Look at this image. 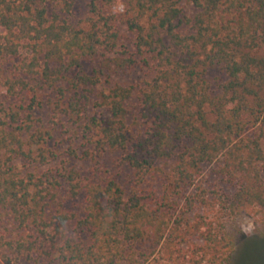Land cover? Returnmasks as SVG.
Masks as SVG:
<instances>
[{"label": "trees", "instance_id": "obj_1", "mask_svg": "<svg viewBox=\"0 0 264 264\" xmlns=\"http://www.w3.org/2000/svg\"><path fill=\"white\" fill-rule=\"evenodd\" d=\"M75 1L0 0V261L229 264L210 213L264 215V0ZM56 135L119 170L40 172Z\"/></svg>", "mask_w": 264, "mask_h": 264}, {"label": "rangeland", "instance_id": "obj_2", "mask_svg": "<svg viewBox=\"0 0 264 264\" xmlns=\"http://www.w3.org/2000/svg\"><path fill=\"white\" fill-rule=\"evenodd\" d=\"M89 0H76L73 14L75 18H82L86 13V5ZM11 62L4 61L3 67L11 66ZM143 75L138 71L127 72V73H119L117 75H112V81L117 82L122 85H128L130 83H136L141 80ZM208 80L211 84L217 85L226 80V77L218 70H214L210 72L208 76ZM105 114V113H104ZM42 114H38V116ZM44 119L46 117L42 116ZM58 141V136L56 135L51 145H54V150L56 151L57 158L54 162L49 165L43 166L39 169V171H44L48 168H52L56 165H59L62 161L64 166L67 168H73L74 170H80L82 174L88 172L92 168H100L102 171L109 170L110 172L114 170H119L118 168V154H104L101 158H97V160H83L80 157H74L68 153H66L67 145H56ZM81 149L78 150V155L80 156ZM212 165H203L202 166V188L205 190L211 191L213 188L220 190L225 193H232L233 189L227 187L223 183L218 182L216 178L211 174ZM167 169V167H166ZM264 179V174H263ZM121 183H125V187H127L126 182L128 181V171L123 170L120 176ZM196 191L194 189H190L186 195L194 194ZM206 198L210 199L211 195L206 193ZM184 203V202H183ZM197 208V207H196ZM218 207H216V210ZM210 209H205L204 212ZM195 212H201L200 209H195ZM225 211H221L218 213H210V218L214 215H217V218H220V222L223 223L225 230L229 235L232 236L234 240V252L232 254V258L229 264H264V215L259 214L256 217H249L244 214L231 217L225 214ZM193 213L190 214L192 216ZM8 228L9 232L14 233V228L9 222H3V226ZM1 231V229H0ZM1 234V232H0ZM10 234V233H9ZM163 253L159 250L155 252L154 256L150 259L149 262L145 264H163ZM44 260L38 259L37 262L29 261L23 262L21 264H44ZM0 264H3L0 261Z\"/></svg>", "mask_w": 264, "mask_h": 264}]
</instances>
